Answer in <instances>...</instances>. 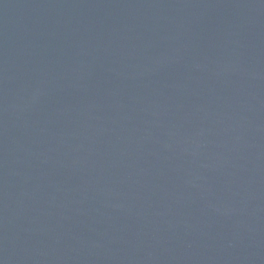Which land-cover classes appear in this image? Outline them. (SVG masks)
Wrapping results in <instances>:
<instances>
[{"label": "water", "instance_id": "1", "mask_svg": "<svg viewBox=\"0 0 264 264\" xmlns=\"http://www.w3.org/2000/svg\"><path fill=\"white\" fill-rule=\"evenodd\" d=\"M0 264H264V0H0Z\"/></svg>", "mask_w": 264, "mask_h": 264}]
</instances>
